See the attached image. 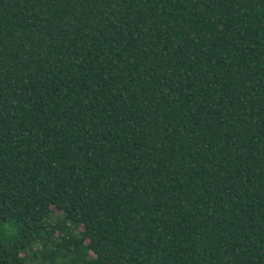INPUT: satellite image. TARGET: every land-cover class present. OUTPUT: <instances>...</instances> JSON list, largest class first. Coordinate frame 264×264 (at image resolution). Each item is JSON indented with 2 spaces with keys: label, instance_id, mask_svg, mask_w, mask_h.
Here are the masks:
<instances>
[{
  "label": "trees",
  "instance_id": "16d2710c",
  "mask_svg": "<svg viewBox=\"0 0 264 264\" xmlns=\"http://www.w3.org/2000/svg\"><path fill=\"white\" fill-rule=\"evenodd\" d=\"M0 264H264V0H0Z\"/></svg>",
  "mask_w": 264,
  "mask_h": 264
},
{
  "label": "rangeland",
  "instance_id": "374dc122",
  "mask_svg": "<svg viewBox=\"0 0 264 264\" xmlns=\"http://www.w3.org/2000/svg\"><path fill=\"white\" fill-rule=\"evenodd\" d=\"M57 214V213H56Z\"/></svg>",
  "mask_w": 264,
  "mask_h": 264
}]
</instances>
